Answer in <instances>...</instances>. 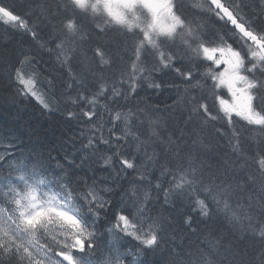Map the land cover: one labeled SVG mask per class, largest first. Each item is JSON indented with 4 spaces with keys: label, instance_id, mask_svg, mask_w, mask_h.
Listing matches in <instances>:
<instances>
[{
    "label": "snow or ice",
    "instance_id": "obj_1",
    "mask_svg": "<svg viewBox=\"0 0 264 264\" xmlns=\"http://www.w3.org/2000/svg\"><path fill=\"white\" fill-rule=\"evenodd\" d=\"M184 8L180 0H62L56 10L63 19L51 41L44 39L38 24L26 19L33 15L30 7L21 14L0 0V20L30 36L39 51L55 57V64L71 79V83L61 81L60 88L76 85L78 99L89 105H95L97 98L108 91L104 73L122 61L131 63L132 72L121 69L119 85H112L109 99L117 104L119 100L138 97L139 90L145 87L156 92L166 86L178 89L176 83H165V70L174 71L186 91L205 88L204 95L190 101L188 122L197 120L203 129L211 122L226 121L236 139L235 144L229 139V144L233 154L238 155L240 132L235 130L236 123L243 121L242 128L264 133V0H259L255 8L244 0H198L193 8L200 11H193L190 16L184 15ZM48 13L52 15V10L48 9ZM202 14L222 21L226 31L210 37L204 30L206 25L196 19ZM90 15L104 17L103 26L95 25L96 35L109 38L115 44L114 53L100 44L93 45V33L81 23ZM186 57L188 64L177 66ZM0 62L4 67L0 82L13 92L14 103L19 96L35 99L43 110H53L41 90L42 70L33 67L26 72L23 67L38 64L36 53L22 52L20 58L2 56ZM201 67L206 69L202 73L205 83L194 73ZM156 73L161 76L155 77ZM47 75L46 91L54 94L57 77ZM207 80L211 81L210 86ZM125 84L127 88L121 91ZM92 89L95 90L89 99L84 93ZM220 89H225L230 99H225ZM209 97L214 102L212 107L218 106L215 115L207 103ZM76 102L73 100V104ZM178 103L174 102L169 110L174 112ZM135 107L136 112L114 111L109 136L94 138L92 133L103 128L93 121L94 116L100 118L95 107H81L79 114L69 110L68 120H83L89 132L81 130L79 137L61 135L58 145L47 147L46 134L30 124L23 126L24 117L18 107L15 115L9 112L6 119H0V264H153L149 257L160 248V234L171 224L151 206L149 189L155 191L157 200L162 194L165 205L185 209L180 217L184 231L196 235L200 224L207 228L226 222L243 238L259 240L260 264H264V147L253 157L258 163L256 172L245 176L244 169L236 171L234 164L238 162L226 157L212 158L199 136L192 142L200 145L199 152L194 153L187 145L182 148L184 129L174 140L171 136L161 139L153 127L142 140L144 133L139 128L134 133L129 127L133 116L137 120L146 118L150 125L163 121L159 116L152 118L158 108ZM121 120L123 130L113 131ZM212 127L216 133L224 134L222 128ZM85 135L89 138L86 142L81 139L77 147V140ZM96 141L112 155L105 156ZM121 141L129 145L134 142L137 152L149 143L160 151L155 147L151 154L145 151L150 164L136 163L137 157L127 153ZM149 167L158 169L161 177H172L167 188ZM133 185L137 186L132 189L134 193L144 187L143 199L129 195ZM249 189L254 194L242 206L240 199ZM234 198L242 211L232 207ZM113 206L120 211L114 214L115 223L108 229L112 241L107 254L97 256V224H102V217ZM123 237L137 243L132 249L121 251ZM221 250L225 256L219 264H225L231 249L219 237L206 251L197 249L190 254L187 264H192V255L198 257L195 264H217Z\"/></svg>",
    "mask_w": 264,
    "mask_h": 264
},
{
    "label": "trees",
    "instance_id": "obj_2",
    "mask_svg": "<svg viewBox=\"0 0 264 264\" xmlns=\"http://www.w3.org/2000/svg\"><path fill=\"white\" fill-rule=\"evenodd\" d=\"M3 4L13 7L14 10L18 13L23 14L25 9L30 7L33 15L26 17L29 21H34L39 25L40 33L45 40L51 41L52 38L57 34L58 29L61 26V21L63 19L62 15L57 12L56 5L62 3V0H2ZM198 0H180V3L185 5L183 9L184 15L190 16L193 11H200L199 9H194ZM244 3L249 4L252 8H255V5L259 3V0H244ZM249 9V11L252 10ZM48 9L52 10V15H49ZM258 11V9H256ZM198 22L202 25H206L204 29L207 34L211 37L213 33L222 34L226 31L222 27L223 22H217L214 18H209L206 14L196 17ZM81 23L85 26L87 31L93 33L92 42L93 45L100 44L108 48L110 52H115V44L111 43L109 38L103 36H97L95 27L96 24L103 26L104 17L96 15L95 17L89 16L88 19L82 20ZM231 33H229V36ZM231 42V41H230ZM179 43V41H177ZM237 46L238 45H234ZM25 52H34L36 53V59L38 64L29 65L24 64V70L26 72H31L33 67H37L42 70L43 75L41 76V81L43 84L42 91L45 92L48 102L52 105L53 110L47 111L43 110L41 105L37 103L35 99H24L23 97H15V103L13 102V92L8 90L3 82H0V119H6L7 113L12 112L15 115V109L18 107L24 117L22 124L23 126L32 125L41 131L42 134H46L47 139L45 141V146L58 145L59 137L63 135L65 138L69 135L75 134L79 137L81 130L86 133L89 132V129L85 127L84 121L81 120L78 122L76 119L71 121L67 118V112L69 110H75L78 114L81 107L92 108L95 107V110L100 114V118L93 117V121L98 124H102V131H94L92 133L93 138L96 136L103 135L105 137L109 136L108 129L112 127L111 116L114 115V111L127 112L129 109H132L133 112H136V105H139L141 109H159V111L152 117L153 119L156 116H159L163 121L162 124L150 125L149 121L141 117L140 120L136 119V116H133L129 120V127L135 133L136 129L139 128L140 132L144 133L141 136V139H145L150 135V129L155 128L157 134L161 139H166L171 136L174 140L181 136V129H184L183 141L181 147L185 145L195 153L199 152L200 145L193 144V140L199 136L200 141L207 146L212 158H228L232 161L238 163L234 164L236 171L239 173L244 169L243 175H247L249 172H256L258 163L254 162L253 157L258 155L259 149L264 147V133H260L257 130H247L242 128L243 121H239L235 125V130L240 132L239 136V149L240 153L234 155L232 151V145L229 144V139H232L233 144L236 143L235 137L232 136L233 129H229L226 121H215L211 122L209 126L201 129L199 121L193 120L188 122V113L191 109L190 101L193 98L199 99L202 95L205 94V88H188L185 90L184 83L181 82L180 78L176 75L174 71H168L167 75H163V80L166 84L176 83L179 85V88L165 87L163 90L156 92L152 89L139 90V96L131 99L129 101L119 100V104L114 103L109 99L111 94L112 85L116 83L119 85L120 81V72L121 69L131 74L132 67L131 63L127 61H122L118 66H113L111 71L105 72L104 75L107 78V89L108 91L104 96L97 98V103L95 105L86 104L85 101L78 99L77 86L73 85L68 88H60L61 81H68L71 83V79L68 76L65 70H61L57 64H55V57H49L46 51H39L36 43H34L30 36L22 35L21 31H17L11 28L9 25H5L2 20H0V57L8 56L10 58L16 57L20 58L21 53ZM91 56V52L88 53ZM99 58L97 57V61ZM189 57H186L185 60L177 63V66L181 64H188ZM206 65L208 62L198 61ZM222 67V66H221ZM205 67L199 69H194L196 78L200 79L202 83H205L202 73L205 71ZM220 69H217L219 71ZM4 72V67L2 62H0V73ZM57 77V90L54 94L47 93V79L49 76L47 74ZM137 75H140L139 73ZM143 75H147L144 73ZM161 76L160 73H156L155 77ZM159 82V80H157ZM207 85H211V81H206ZM127 88V84L124 85V88L121 91H124ZM95 89L89 90L84 93L89 99H91L92 91ZM145 93V94H144ZM219 93L225 98L230 99L225 89H220ZM183 97V100H181ZM119 99V98H117ZM73 100L77 102L73 104ZM22 101V102H21ZM174 102H179L176 105L175 111H170L169 109L174 105ZM207 103L210 106L213 114H217V108L213 106V99L208 98ZM108 104L109 107L105 108L104 105ZM234 121L238 118L233 117ZM119 126L118 129H113V131H122L124 128L123 121L116 122ZM220 127L223 129L224 134L220 135L216 133L215 129L212 127ZM89 138L88 135L81 137L77 140V147L80 146V140L84 142ZM131 139V137H129ZM122 144H125V150L127 153H131L136 156V163L143 161L145 164H150L147 161L144 153L147 151L148 154H151L153 148L155 147L156 151L159 153V147H156L152 143L147 144L145 147H142L139 152L136 150L135 143L126 144L124 141H121ZM96 145L100 148L104 154L106 146L99 144L96 141ZM31 144H29V148ZM17 154H19L17 152ZM47 153L45 152V155ZM54 156L57 153L54 151L52 153ZM247 161V164L244 161ZM149 171L154 174L156 177L164 181L163 187L167 188L168 183L171 182V176L161 177V174L158 169L149 167ZM135 173L133 174V177ZM129 177V179L133 178ZM242 182V181H241ZM137 186L133 185L129 187V195L133 199H143L144 196V187H141L139 191L133 192L132 189ZM258 191V188L256 189ZM149 191L151 206L155 208L156 213L163 216L168 220L171 227L165 226V231L160 234L161 242L160 248L157 252L149 257L150 261L153 264H187V259L190 254H194L197 249L207 250L213 244L217 243V237L221 238L225 247L231 249V254L228 255V259L225 261V264H260V255H261V244L259 240H253L251 236L248 238H243V234L231 229V225L224 222L223 224L217 223L215 226L200 224V231L193 235L191 232L184 231L181 225L180 217L181 213L185 211L184 208L173 207L171 204L165 205L164 198L161 194L159 199H156L155 191L151 189ZM253 190L249 189L248 192L244 194V197L240 199V204L243 206L244 201L249 195H252ZM202 198V197H201ZM119 198H116L118 202ZM232 207L235 208L238 212L243 210V207H237L236 199L232 200ZM123 207V206H121ZM120 208L113 206V208L108 212L106 217H102V224H97L98 234H97V244L98 248L96 249L97 256L106 255L108 252L109 244L112 241V236L108 229H110L115 221L113 216L115 213L119 212ZM247 223V222H245ZM144 230L147 231V223L144 226ZM211 233H215L212 235ZM207 238V239H205ZM241 239L243 242L241 243ZM137 243L132 240L130 237H123L120 241L119 247L121 251H128L132 249V246ZM215 251V249H213ZM156 255V256H155ZM225 253L221 250L220 256L217 258V264L219 260H223ZM197 256L192 255V264H195ZM203 264V261H201Z\"/></svg>",
    "mask_w": 264,
    "mask_h": 264
},
{
    "label": "rangeland",
    "instance_id": "obj_3",
    "mask_svg": "<svg viewBox=\"0 0 264 264\" xmlns=\"http://www.w3.org/2000/svg\"><path fill=\"white\" fill-rule=\"evenodd\" d=\"M144 94H145V93H144ZM104 155H105V156H107V155H112V152L107 151Z\"/></svg>",
    "mask_w": 264,
    "mask_h": 264
},
{
    "label": "bare ground",
    "instance_id": "obj_4",
    "mask_svg": "<svg viewBox=\"0 0 264 264\" xmlns=\"http://www.w3.org/2000/svg\"><path fill=\"white\" fill-rule=\"evenodd\" d=\"M156 256V255H155Z\"/></svg>",
    "mask_w": 264,
    "mask_h": 264
}]
</instances>
